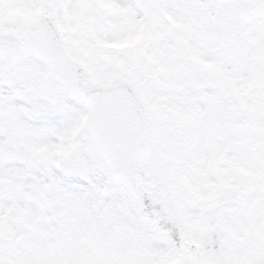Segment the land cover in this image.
Listing matches in <instances>:
<instances>
[{
	"label": "snow or ice",
	"instance_id": "1",
	"mask_svg": "<svg viewBox=\"0 0 264 264\" xmlns=\"http://www.w3.org/2000/svg\"><path fill=\"white\" fill-rule=\"evenodd\" d=\"M0 264H264V0H0Z\"/></svg>",
	"mask_w": 264,
	"mask_h": 264
}]
</instances>
